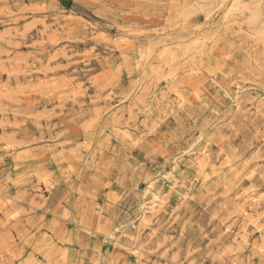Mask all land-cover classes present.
<instances>
[{"label":"rangeland","instance_id":"374dc122","mask_svg":"<svg viewBox=\"0 0 264 264\" xmlns=\"http://www.w3.org/2000/svg\"><path fill=\"white\" fill-rule=\"evenodd\" d=\"M0 264H264V0H0Z\"/></svg>","mask_w":264,"mask_h":264},{"label":"bare ground","instance_id":"6f19581e","mask_svg":"<svg viewBox=\"0 0 264 264\" xmlns=\"http://www.w3.org/2000/svg\"><path fill=\"white\" fill-rule=\"evenodd\" d=\"M139 257V256H138ZM138 257H137V259H138Z\"/></svg>","mask_w":264,"mask_h":264}]
</instances>
